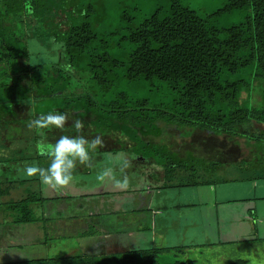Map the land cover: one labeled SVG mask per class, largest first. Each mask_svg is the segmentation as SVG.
I'll return each instance as SVG.
<instances>
[{
  "label": "trees",
  "instance_id": "1",
  "mask_svg": "<svg viewBox=\"0 0 264 264\" xmlns=\"http://www.w3.org/2000/svg\"><path fill=\"white\" fill-rule=\"evenodd\" d=\"M108 1L100 0L96 5L94 0H0V169L11 172L13 163L48 158L36 148L40 139L36 130L24 135L23 130L28 129L24 123L49 113L33 114L29 110L33 100L39 103L43 98H58L64 100L65 107L50 112L67 113L68 125L74 119L83 120L84 128L95 136H99L98 131L107 134L104 143L117 136L121 149L107 153L124 151L139 156V162H154L165 171V179L183 171L189 173L191 187L212 185L215 181L200 182L199 173L211 177L217 172L220 177L222 170L238 164L239 170L251 169L245 162L253 158L264 175V0H226L222 8L209 14L183 0H168L140 21L135 15L139 9L130 1L126 10L117 7L115 19L119 23L100 32L95 19L114 14V6ZM26 3L34 10L31 14L25 9ZM233 15L240 17L237 23L228 27L219 24L220 17ZM26 36L61 45L59 61L66 64L55 61L52 76L41 74L42 65L29 63ZM61 65L76 73L60 70ZM82 74L89 78L88 88L77 84ZM254 94L259 99H254ZM254 126L258 131L252 130ZM169 127L187 129V137L196 130L226 137L230 142L244 140L251 156L226 164L218 152L208 158L185 155L165 139ZM62 130H45L47 142L58 140ZM64 130L62 135L83 134L74 128V133ZM16 143H29L36 152L30 156L27 151L14 149ZM8 149L13 158L6 155ZM216 162L218 165L213 164ZM255 173L254 179H264ZM4 177L7 179L0 181V195L7 197L21 186L18 183L32 181ZM49 200L26 189L23 199L0 205L12 224L23 225L43 221L34 208ZM185 249L151 247L104 256L0 264H162L157 261L160 254ZM171 264L196 263L178 260ZM233 264L245 263L239 260Z\"/></svg>",
  "mask_w": 264,
  "mask_h": 264
},
{
  "label": "rangeland",
  "instance_id": "2",
  "mask_svg": "<svg viewBox=\"0 0 264 264\" xmlns=\"http://www.w3.org/2000/svg\"><path fill=\"white\" fill-rule=\"evenodd\" d=\"M99 1L100 0H94L96 5ZM130 1L139 9L138 12H135L138 21L148 17L157 5L164 6L168 3V0H109L107 3L113 4L114 14L112 16L107 15L106 19L103 17V20L96 18L95 23L97 30L105 32L109 31L111 27H115L116 24L119 23V21L117 22V19H115L117 7L121 6L122 10H126L128 7H125V4ZM183 2L195 10L209 14L222 8L226 0H183ZM62 18L64 19V16H62ZM239 20L240 17L237 15L222 16L218 19L222 27H228L237 23ZM28 28H30V26H28ZM34 35L35 33L32 35V38H35ZM26 38L28 39L30 53L29 63L33 65H42L41 67H43V69L41 74L46 77L52 76L54 74L52 65L60 60V51H57L61 45H49L47 42L40 43L36 39L27 36ZM61 62L62 61H59V63ZM62 63L66 64L65 62ZM66 68L68 69L67 73H76V71H72V68H68L66 65H61V69H59L64 71ZM76 76L80 77L79 75ZM80 78L81 81L77 82V84L81 85L83 88H88L89 78L83 74ZM244 97H246V94H244ZM254 99H259L258 94H254ZM63 107H65L64 100L58 98H43L39 103L33 100L29 110L32 111L33 114H45L48 113L47 111L50 112L51 109L54 111L56 108ZM27 124L28 122L24 123V128H28ZM258 128L259 127L254 126L252 130L258 131ZM70 129L71 132L74 133L73 127H70ZM28 130L29 128L23 130L24 135ZM85 130L90 131V129L84 128L82 132H85ZM186 131L188 130H175L173 127H169L168 134L166 133L165 135V139L170 140L169 143H172L176 150H181L182 152L184 150L185 155L192 153L196 156L201 155L208 158L212 156L210 153L218 152L220 161H224L226 164L229 160L233 161L241 159L242 157L251 156V150L245 145L246 143L244 140H240V142L237 143L236 141L230 142L226 137H214L210 133L196 130L190 133L191 137H187L185 136ZM98 133L99 136L103 138L107 137V134H101L100 131H98ZM182 133L184 136H182ZM90 134H92V137L96 135V133H91V131ZM110 139L111 141L109 140L107 148L117 145V136ZM156 141H160V139ZM121 144H123V141ZM14 149L22 150L20 143H16ZM7 151H9V149ZM107 152L104 146L98 147L96 150L90 152L93 158V166L88 168L89 171L87 170L88 172L86 173L79 172V174L74 175V183L65 189V192L64 190L57 192L50 189L43 191V186L39 177H36L35 179L29 178L32 179V181L25 182L23 185L22 183H18V185L20 184L21 186H17L10 197L0 195V204L10 200L18 201L23 199L26 189H31L44 198H52L43 205L34 208L36 214L42 217L43 221L32 224H12L8 217L9 213L5 211L4 206L0 205V263L52 259L57 257L104 256L126 251L128 249L127 246H130L131 250L148 249L151 248L150 246L152 244L146 240L150 235L149 231L152 232V230L158 232L157 237L160 236L161 239L163 238L162 228L152 229V222L150 220L152 214L150 204L158 203V199L154 196L155 193L151 196L146 195L143 191L147 186L156 187L157 179L154 178V181L149 180L147 182L145 177L141 180L143 177L140 175L142 172L151 175V171L158 166L153 164L151 167L149 164L143 163L145 162L144 160L142 164L138 165L137 159H140V157L129 154V152ZM27 153L30 156L34 155V151H28ZM5 154H3L2 157L8 155V157L13 158L14 156L13 152L10 151L8 154ZM18 154L20 155L21 152ZM47 160H49V158H42L39 160L31 159L21 163V165L13 163L10 167L11 172H3L4 169L1 167L0 173L3 172V174H0V181H6L5 179L7 178L4 177V175H6L8 179L16 181H18V179L27 178L22 171L24 167L30 164L38 165V163L44 166ZM125 160L128 162V167L124 168L123 172H121L122 162ZM213 161L215 162L216 160L214 159ZM213 164L218 165V162ZM245 165L246 168L248 166L251 168L243 170L247 172L245 174H252V176H254L256 175L255 172H261V168H259L260 166L254 158L252 160L248 159ZM105 168H113L118 179H122L123 175H127L129 178V187L124 190L116 189L112 181L107 180L102 181L100 184L97 176ZM238 168H240L239 164L234 167V170L237 171L239 170ZM240 173L239 171L235 172V175H239ZM259 176L262 177V179L264 178V175H261V173ZM169 183L173 185L166 190L167 196L170 197V203L175 202L177 199L173 197L181 193V195H185L183 200L184 204L199 202L200 207L211 208L212 202L209 201L212 197L208 193L209 190L200 188L203 194L200 198L196 195L198 192L197 186L193 188H180L183 185H178V181L173 180ZM202 189H204L206 194L203 193ZM38 190H41V193ZM237 197L238 196L232 195V198ZM78 199H80V201H78ZM164 200L165 195H162L161 203L165 202ZM252 201L253 202L248 203L259 202L264 204V199H255ZM78 204L82 206L81 208L79 207L80 209L78 208ZM91 205H95V209L99 210V212L97 213L96 210L92 211ZM134 210L136 212H134ZM174 212L175 210H173V215L175 214ZM94 213L96 216L93 217ZM129 219L131 221H129ZM175 222L174 220L170 222L171 226ZM132 226L134 230L140 228H146V230L141 231L140 233L142 234L140 236L137 233L135 236L131 237L130 240H126L123 234L114 235V233L117 232L122 233L123 231H127ZM181 226H183V223H181ZM204 227L205 226H203V228ZM169 228L171 234L167 239V243H164L167 245L164 248L181 247L178 245V240L180 239L176 237L174 233L177 231L173 230L172 227ZM177 229L181 230V228ZM257 230L259 231L258 227ZM262 230L263 229L259 231V235L264 237V230ZM255 237L254 235L248 234L249 241L256 240ZM119 238H121V240ZM161 239L158 240L161 241ZM222 240L228 241L232 240V238L226 235H224L222 239L214 237V244L216 243V245H214L211 243L208 244L209 242H207L205 238L199 237L196 241L194 240L197 245L195 249H190L189 252H184L183 250H179L178 252H164L160 254L157 261L162 264H171L178 260L194 261L196 264H233L241 260L244 261L245 264H264V241L259 243L241 242L228 245L223 244Z\"/></svg>",
  "mask_w": 264,
  "mask_h": 264
},
{
  "label": "crops",
  "instance_id": "3",
  "mask_svg": "<svg viewBox=\"0 0 264 264\" xmlns=\"http://www.w3.org/2000/svg\"><path fill=\"white\" fill-rule=\"evenodd\" d=\"M71 125L72 124L66 125L65 126V128H67L66 130H71L70 129V127H72ZM64 131L65 130L63 129L62 132L61 133L58 132L57 135L62 136ZM82 133L88 139L94 138L92 137V134H90L89 130L88 131L85 130V132ZM109 140L111 141V139L106 140L107 144L109 143ZM55 142L51 141L48 143L52 144ZM21 144L22 143H20V145ZM107 144H104V147H106V151H109L111 149H116V150L121 149L119 148L118 145L111 148H107ZM21 146L23 152L25 150L27 152L34 151V148L32 147L29 148L30 146L29 143L28 144L23 143ZM141 162L142 161L140 162L137 161V164L138 165L142 164ZM49 164H50V159L47 160V163L44 164V166L42 167L47 168ZM147 164H149V166L152 167V165L155 163L149 161L147 162ZM155 166L158 165L155 164ZM88 168L90 167L80 165L79 163H77L73 175L79 174V172L86 173L89 171ZM238 171L239 173L241 171L242 172L239 175H235V172ZM151 173L152 174L150 175V174H145V172H142L140 175L141 177H143L141 178V180H143L145 177L147 182L149 180L154 181V178L157 179L156 187L147 186V188L146 189L144 188L143 191L146 193V195H151V196H153L155 193L154 196L156 197V199H158V203L150 204L151 206L150 209L152 213L150 216V220L152 222V229L162 228L163 238L161 239L160 236L157 237V233H158L157 231L155 232L153 230L152 232L149 231L150 235L146 241L151 242L153 246L151 245L150 247L164 248L167 246L164 243H167V239L171 234L169 232L170 231L169 227H172L173 230L177 231L174 233L176 234V237L180 239L178 240V245L181 246V248L185 247L186 248L185 252H189L190 249H195V247H197L194 240L196 241L199 237L205 238V240L209 242L208 244L210 243L214 244L213 241L214 237L218 239H222L224 238V235L230 236L232 238V240H228V241L222 240L223 244H228V245L241 243V242L249 243L246 242L249 241L248 234L254 235V237L256 236L255 238L257 242H252V243H259L264 241V237L262 235H259V231L261 229L264 230V204L259 202L248 203V202H253L252 200L255 199H264V180L254 179L256 176H252V174L248 175L245 174L247 172H243V170L235 171L234 169L231 168L222 170L221 173H219L220 177L218 176L217 172L212 174L211 177L207 176V174L204 172H200L199 173V177H201L200 182L201 181L207 182L208 180L215 181V184L212 185L201 184L197 186L198 192L196 193V195L198 197L201 198L203 196L200 188H205L209 190L208 193L212 197L211 200L209 201L212 202L211 208H202L200 207L199 202L184 204L183 200L185 198V195H181V193L173 197L177 199L175 202L170 203V197L167 196L166 194V190L168 188H171V186H173L171 185V183H169L173 180L178 181V185H183L180 188H185V187L190 188L191 184H188L189 182H187V180H189V173H185L183 171H177L176 173H174L175 177L173 176V178L165 179V171L161 169V167L159 166L155 167L154 170L151 171ZM251 178H253L254 180H250ZM223 179H225L226 181L222 182ZM107 181H111V180H107ZM101 183L102 181H100V184ZM46 190L48 189H46L45 186H43V191ZM233 190H235L236 192ZM38 191L41 193V190ZM65 191L66 190H64V192ZM202 191L204 194H206L204 189H202ZM86 192H90V191H86ZM162 195H165V200H164L165 202L161 203ZM232 195L238 197L232 198ZM78 201H80V199H78ZM79 207L80 208L82 207L81 204L80 205L78 204V208ZM91 210L92 211L96 210L97 213L99 212V210L95 209V205H91ZM173 210H175L174 215H173ZM134 212L136 211L134 210ZM94 216H96L95 213L93 217ZM173 220L176 222L171 226L170 222H172ZM129 221L131 220L129 219ZM181 223H183V226H181ZM203 226H205L204 227L205 229L203 228ZM257 227L259 231L257 230ZM177 228H181V230ZM144 230H146V228L145 229L140 228L138 230H134L132 226L127 231H123L122 233L117 232L114 233V235L123 234L126 240H130L131 237L135 236L137 233L140 236L142 234L140 232ZM119 239L121 240V238ZM158 239H161V241H159ZM214 245H216V243ZM127 248L126 249L129 250L131 247L127 246Z\"/></svg>",
  "mask_w": 264,
  "mask_h": 264
},
{
  "label": "clouds",
  "instance_id": "4",
  "mask_svg": "<svg viewBox=\"0 0 264 264\" xmlns=\"http://www.w3.org/2000/svg\"><path fill=\"white\" fill-rule=\"evenodd\" d=\"M25 9L31 14L34 10L30 3L25 4ZM69 115L61 112H49L46 115H40L38 118L28 122L29 130H36L40 139L36 143V148L41 156H47L50 164L47 168L40 167L37 164L27 165L22 169L27 178L39 177V180L46 189L53 191H63L74 183L75 177L73 172L77 163L87 167L93 166V158L90 152L98 147L104 146V139L96 136L92 139L86 138L84 135L68 136L62 135L54 144L47 142L45 130L64 129L68 124ZM77 133H82L84 129V121L74 119L71 125ZM128 167V162H122L121 172ZM97 179L99 181L111 180L116 189L124 190L129 187V178L123 175L122 179L116 177L113 168H105L102 170Z\"/></svg>",
  "mask_w": 264,
  "mask_h": 264
}]
</instances>
